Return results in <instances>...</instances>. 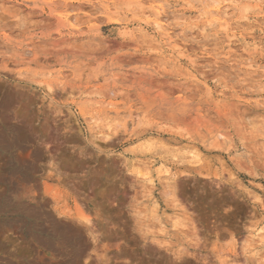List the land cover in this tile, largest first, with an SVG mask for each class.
<instances>
[{
	"label": "rangeland",
	"instance_id": "obj_1",
	"mask_svg": "<svg viewBox=\"0 0 264 264\" xmlns=\"http://www.w3.org/2000/svg\"><path fill=\"white\" fill-rule=\"evenodd\" d=\"M213 1L0 0V264H264V0Z\"/></svg>",
	"mask_w": 264,
	"mask_h": 264
},
{
	"label": "water",
	"instance_id": "obj_2",
	"mask_svg": "<svg viewBox=\"0 0 264 264\" xmlns=\"http://www.w3.org/2000/svg\"><path fill=\"white\" fill-rule=\"evenodd\" d=\"M28 178H29V180L31 182H33L35 184V186H36L37 189H40L41 190V187L39 185V182H38V180L35 177L28 176ZM9 192L10 193H20L21 192V188H20V186L17 183L12 182V183H9ZM50 208H51V205L49 203H46V204H44V205L41 206V210L45 214H47L49 216H53V213L51 212ZM45 264H54V263H51L50 261L47 260L45 262Z\"/></svg>",
	"mask_w": 264,
	"mask_h": 264
},
{
	"label": "bare ground",
	"instance_id": "obj_3",
	"mask_svg": "<svg viewBox=\"0 0 264 264\" xmlns=\"http://www.w3.org/2000/svg\"><path fill=\"white\" fill-rule=\"evenodd\" d=\"M213 2H215L216 4H220V0H214ZM222 9L223 8H221V7H216L214 11H211V10L209 12L206 11L204 14H207L208 15V14H210L212 12H216L217 14H219L220 16H222L224 14V11H222ZM215 22H222V24H225L224 18H219V20L218 21H215ZM158 25H159V27H162L161 23H158ZM262 71L264 72V69Z\"/></svg>",
	"mask_w": 264,
	"mask_h": 264
}]
</instances>
